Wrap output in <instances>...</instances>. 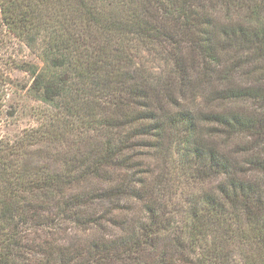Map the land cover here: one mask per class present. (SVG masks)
Masks as SVG:
<instances>
[{
  "label": "trees",
  "instance_id": "obj_1",
  "mask_svg": "<svg viewBox=\"0 0 264 264\" xmlns=\"http://www.w3.org/2000/svg\"><path fill=\"white\" fill-rule=\"evenodd\" d=\"M46 107L0 141V264H264V0H0Z\"/></svg>",
  "mask_w": 264,
  "mask_h": 264
},
{
  "label": "rangeland",
  "instance_id": "obj_2",
  "mask_svg": "<svg viewBox=\"0 0 264 264\" xmlns=\"http://www.w3.org/2000/svg\"><path fill=\"white\" fill-rule=\"evenodd\" d=\"M43 65L39 46L30 47L3 23L0 9V141L39 126L46 105L33 95L32 75L22 64Z\"/></svg>",
  "mask_w": 264,
  "mask_h": 264
}]
</instances>
